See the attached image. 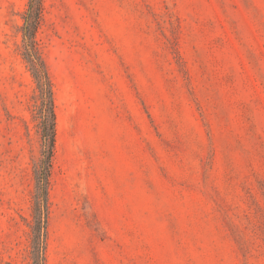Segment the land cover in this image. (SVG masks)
<instances>
[{
    "label": "rangeland",
    "instance_id": "obj_1",
    "mask_svg": "<svg viewBox=\"0 0 264 264\" xmlns=\"http://www.w3.org/2000/svg\"><path fill=\"white\" fill-rule=\"evenodd\" d=\"M0 264H264V0H0Z\"/></svg>",
    "mask_w": 264,
    "mask_h": 264
},
{
    "label": "trees",
    "instance_id": "obj_2",
    "mask_svg": "<svg viewBox=\"0 0 264 264\" xmlns=\"http://www.w3.org/2000/svg\"><path fill=\"white\" fill-rule=\"evenodd\" d=\"M36 22V19H34V23L32 24V28L34 27V30L37 25ZM33 36L34 32L32 31L30 33V44L27 45L25 58L32 70L33 77L37 83V90L39 92L36 101L37 105H35V107L38 113L40 112L41 115L40 117L43 126L44 142L47 151L45 176L43 177L42 181L43 186L41 189V199H39V204L41 205V202H44L47 205L48 188L50 185V175L53 163L52 160L55 154L57 140V114L53 83L50 79V76L45 68L42 59L38 54L37 44Z\"/></svg>",
    "mask_w": 264,
    "mask_h": 264
}]
</instances>
